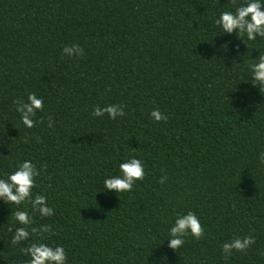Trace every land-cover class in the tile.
Instances as JSON below:
<instances>
[{"label": "trees", "instance_id": "1", "mask_svg": "<svg viewBox=\"0 0 264 264\" xmlns=\"http://www.w3.org/2000/svg\"><path fill=\"white\" fill-rule=\"evenodd\" d=\"M233 0H0V176L28 159L41 170L51 217L47 242L67 264H264V93L247 60L264 52L214 22ZM77 44L82 55L62 56ZM44 100L40 122L18 123L14 100ZM122 105L124 116L91 115ZM158 108L165 120L153 121ZM52 126H47L48 118ZM142 159L130 192H98L121 157ZM192 211L204 234L165 240ZM9 209L0 202V264H20ZM11 228L9 231L8 229ZM251 235L223 259L220 245Z\"/></svg>", "mask_w": 264, "mask_h": 264}, {"label": "clouds", "instance_id": "2", "mask_svg": "<svg viewBox=\"0 0 264 264\" xmlns=\"http://www.w3.org/2000/svg\"><path fill=\"white\" fill-rule=\"evenodd\" d=\"M214 22L219 26L223 34L235 33L237 37H243L255 44L256 38H264V0H233V6L220 11ZM83 50L77 44L65 45L61 49V55L66 57L80 56ZM249 83L264 93V52L256 59L247 60ZM15 112L18 114V123L25 129L33 128L40 121L36 119L37 113L44 108V100L34 92L28 93L24 100H14ZM122 105L107 104L93 106L91 115L109 120L124 116ZM153 121L159 122L166 117L158 108H153L150 113ZM47 126H52L51 118H48ZM256 159L264 165V151H258ZM36 165L28 159L17 163L14 170L0 176V202L9 209V225H19L11 236V245L14 247L21 241L27 243L19 249L24 257L20 264H67V254L61 244L53 245L47 240V234L52 232L49 224H40L39 228L33 227L34 215L38 217H51L54 209L44 192L35 191L36 178L40 175ZM145 177V167L142 159L135 155L121 157L117 162V172L107 174L102 178L98 192H113L123 194L130 192L136 182ZM9 231L11 228L8 229ZM204 234L200 219L192 211L177 214L167 228V246L173 251L181 248L184 237L191 235L199 239ZM255 241V237L244 235L223 242L220 245L223 259L227 260L234 251L244 252Z\"/></svg>", "mask_w": 264, "mask_h": 264}]
</instances>
